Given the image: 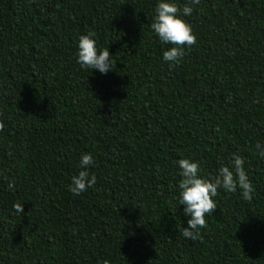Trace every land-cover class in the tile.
Returning <instances> with one entry per match:
<instances>
[{
	"label": "trees",
	"instance_id": "1",
	"mask_svg": "<svg viewBox=\"0 0 264 264\" xmlns=\"http://www.w3.org/2000/svg\"><path fill=\"white\" fill-rule=\"evenodd\" d=\"M156 3L0 0V264H264V0H199L173 67ZM88 32L106 75L76 63ZM85 153L97 182L74 195ZM234 158L251 199L219 188L186 239L176 161L214 180Z\"/></svg>",
	"mask_w": 264,
	"mask_h": 264
},
{
	"label": "clouds",
	"instance_id": "2",
	"mask_svg": "<svg viewBox=\"0 0 264 264\" xmlns=\"http://www.w3.org/2000/svg\"><path fill=\"white\" fill-rule=\"evenodd\" d=\"M199 0H187L181 8L175 0H157L155 16L150 27L163 44H171L173 47L163 51V61L173 67L178 64L185 54V46H192L196 43L191 26L183 19L193 12V5ZM95 33L88 32L80 35L76 53V63L81 69H91L106 75L113 70L112 55L108 48H99L95 40ZM259 147V145H257ZM264 155V152L261 153ZM94 160L91 153H85L80 158V168L77 175L71 177L68 190L74 195H80L87 189L92 188L97 178L87 170L93 165ZM180 169L181 180L178 184V204L183 205V212L187 217V225L181 226L178 231L189 240H195L199 235V229L206 226V215L213 214L217 209L214 197L219 188L228 192H235L237 187L241 190L244 199H251L253 187L247 174L243 170V160L234 158L232 166L235 168V176L228 166L219 170L214 180L200 177V164L191 159H179L176 161ZM9 187L14 185L9 183ZM17 213L22 214L23 206H14Z\"/></svg>",
	"mask_w": 264,
	"mask_h": 264
}]
</instances>
